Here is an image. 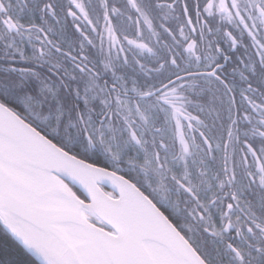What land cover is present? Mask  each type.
<instances>
[{"label":"snow or ice","instance_id":"snow-or-ice-1","mask_svg":"<svg viewBox=\"0 0 264 264\" xmlns=\"http://www.w3.org/2000/svg\"><path fill=\"white\" fill-rule=\"evenodd\" d=\"M0 264H264V0H0Z\"/></svg>","mask_w":264,"mask_h":264},{"label":"trees","instance_id":"trees-1","mask_svg":"<svg viewBox=\"0 0 264 264\" xmlns=\"http://www.w3.org/2000/svg\"><path fill=\"white\" fill-rule=\"evenodd\" d=\"M0 239H2V237H0Z\"/></svg>","mask_w":264,"mask_h":264}]
</instances>
